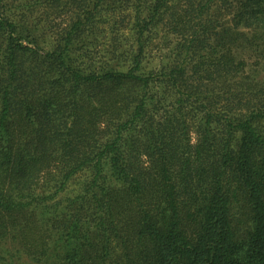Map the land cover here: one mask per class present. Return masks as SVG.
I'll return each mask as SVG.
<instances>
[{"label": "trees", "instance_id": "obj_1", "mask_svg": "<svg viewBox=\"0 0 264 264\" xmlns=\"http://www.w3.org/2000/svg\"><path fill=\"white\" fill-rule=\"evenodd\" d=\"M0 264H264V0H0Z\"/></svg>", "mask_w": 264, "mask_h": 264}, {"label": "rangeland", "instance_id": "obj_2", "mask_svg": "<svg viewBox=\"0 0 264 264\" xmlns=\"http://www.w3.org/2000/svg\"><path fill=\"white\" fill-rule=\"evenodd\" d=\"M42 14V11H40L39 9L36 10L34 13H32L31 15H33L32 17H37L40 16ZM123 36H127V29L125 27H120L119 29ZM99 36L103 35V38L99 39L100 45H89L90 50L93 52L95 51L96 54L98 55H105V56H113L115 55L114 53H112L109 49H110V44L112 43L113 39L115 38V33L114 32H110L109 29V24L108 23H102L100 25V27L98 28V30L95 31Z\"/></svg>", "mask_w": 264, "mask_h": 264}]
</instances>
